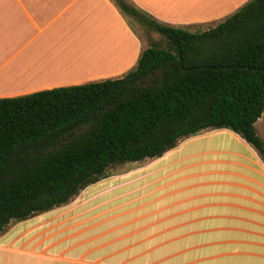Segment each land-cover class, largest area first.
<instances>
[{"label": "crops", "instance_id": "crops-1", "mask_svg": "<svg viewBox=\"0 0 264 264\" xmlns=\"http://www.w3.org/2000/svg\"><path fill=\"white\" fill-rule=\"evenodd\" d=\"M125 1L193 33L250 0ZM116 43L123 50L113 54ZM143 50L113 0H0V99L122 78ZM254 128L264 140V111ZM123 165L75 202L17 222L34 243L41 238L27 256L49 264H264V163L239 135L204 130L158 158Z\"/></svg>", "mask_w": 264, "mask_h": 264}, {"label": "trees", "instance_id": "trees-1", "mask_svg": "<svg viewBox=\"0 0 264 264\" xmlns=\"http://www.w3.org/2000/svg\"><path fill=\"white\" fill-rule=\"evenodd\" d=\"M113 1L162 46L145 48L119 79L0 99V234L66 205L108 169L158 158L204 130H231L264 163L254 128L264 111V0L193 33Z\"/></svg>", "mask_w": 264, "mask_h": 264}, {"label": "rangeland", "instance_id": "rangeland-1", "mask_svg": "<svg viewBox=\"0 0 264 264\" xmlns=\"http://www.w3.org/2000/svg\"><path fill=\"white\" fill-rule=\"evenodd\" d=\"M125 17V16H124ZM128 23L130 24L133 32L141 39L143 43L144 49L150 47L151 45L162 46L163 38L153 32L148 30L145 26L135 21L134 18L125 17ZM210 29V28H209ZM194 32H203L202 29H192ZM111 50L117 52L119 49L123 50V48L118 46V43L111 44ZM112 53V52H111ZM119 166H124L123 164ZM119 167H113L108 169L107 176L117 170ZM81 194L78 193L76 196L71 198L72 202H75V198L79 197ZM89 209V207H88ZM89 223V222H86ZM91 225V224H90ZM29 228L26 223H17L11 222L4 231L0 234V264H49L47 261L38 260L34 257L27 256L29 255V249L31 248L33 251L37 247V242L41 240V238H37L34 241L33 237L28 235ZM32 240V242H30ZM81 240H85L83 237ZM31 244V245H30ZM40 251V250H39ZM36 260V261H34ZM50 264H55V262L50 261ZM68 264H76L74 262H69Z\"/></svg>", "mask_w": 264, "mask_h": 264}]
</instances>
